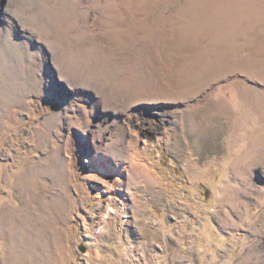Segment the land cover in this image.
I'll use <instances>...</instances> for the list:
<instances>
[{"label":"rangeland","instance_id":"374dc122","mask_svg":"<svg viewBox=\"0 0 264 264\" xmlns=\"http://www.w3.org/2000/svg\"><path fill=\"white\" fill-rule=\"evenodd\" d=\"M0 264H264V0H0Z\"/></svg>","mask_w":264,"mask_h":264},{"label":"bare ground","instance_id":"6f19581e","mask_svg":"<svg viewBox=\"0 0 264 264\" xmlns=\"http://www.w3.org/2000/svg\"><path fill=\"white\" fill-rule=\"evenodd\" d=\"M114 146V145H113ZM112 153V152H111ZM119 153V152H118ZM133 156V155H132ZM111 157V156H110ZM104 157H101V156H99V157H96V158H93V159H89L88 160V163H89V166H90V168H89V177L91 178V177H96V176H98L99 174L101 175V174H103V173H106L107 171L108 172H110V171H112V170H115V166L113 167V169H111L106 163H108L107 161V159H103ZM115 160H116V158H114ZM130 162H132L131 160H130ZM134 164V163H133ZM134 166H135V164H134ZM127 168V165L126 166H122V168ZM117 168V167H116ZM120 169H121V167H119ZM128 169H129V171H130V167H128ZM139 171V170H138ZM142 172V171H141ZM99 173V174H98ZM149 177V176H148ZM148 179V178H147ZM146 181V180H145ZM53 205V204H52ZM54 206V205H53ZM60 206V205H59ZM58 207V206H57ZM59 212V211H58ZM57 212V213H58ZM49 218H50V216H49Z\"/></svg>","mask_w":264,"mask_h":264}]
</instances>
